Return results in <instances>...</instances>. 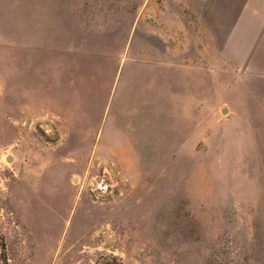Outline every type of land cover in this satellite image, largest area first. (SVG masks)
<instances>
[{
	"label": "rangeland",
	"instance_id": "1",
	"mask_svg": "<svg viewBox=\"0 0 264 264\" xmlns=\"http://www.w3.org/2000/svg\"><path fill=\"white\" fill-rule=\"evenodd\" d=\"M203 7L0 0V264H264V24Z\"/></svg>",
	"mask_w": 264,
	"mask_h": 264
},
{
	"label": "crops",
	"instance_id": "2",
	"mask_svg": "<svg viewBox=\"0 0 264 264\" xmlns=\"http://www.w3.org/2000/svg\"><path fill=\"white\" fill-rule=\"evenodd\" d=\"M199 2L207 11L213 8L224 16L235 15L232 32L244 30L242 27L245 25L254 27L264 24V0H199ZM232 10L235 12L232 13ZM247 18L250 19L247 21Z\"/></svg>",
	"mask_w": 264,
	"mask_h": 264
},
{
	"label": "water",
	"instance_id": "3",
	"mask_svg": "<svg viewBox=\"0 0 264 264\" xmlns=\"http://www.w3.org/2000/svg\"><path fill=\"white\" fill-rule=\"evenodd\" d=\"M220 112L223 114L224 113V110H221ZM6 160L8 161V158Z\"/></svg>",
	"mask_w": 264,
	"mask_h": 264
},
{
	"label": "trees",
	"instance_id": "4",
	"mask_svg": "<svg viewBox=\"0 0 264 264\" xmlns=\"http://www.w3.org/2000/svg\"><path fill=\"white\" fill-rule=\"evenodd\" d=\"M115 264V263H114Z\"/></svg>",
	"mask_w": 264,
	"mask_h": 264
}]
</instances>
